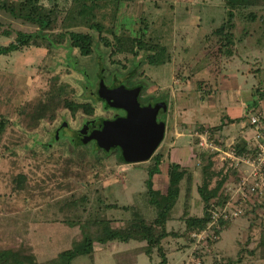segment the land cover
Returning a JSON list of instances; mask_svg holds the SVG:
<instances>
[{"label": "rangeland", "instance_id": "rangeland-1", "mask_svg": "<svg viewBox=\"0 0 264 264\" xmlns=\"http://www.w3.org/2000/svg\"><path fill=\"white\" fill-rule=\"evenodd\" d=\"M234 13L236 48L222 62L223 75L237 76L239 87L213 89L209 94L196 89L199 80L213 84L206 64L198 60L204 54V35L227 18L223 0H124L119 18L123 27L135 32L142 15L148 20V37L160 41L168 51L166 54L172 56L171 62L159 65L148 63L142 55L134 58L117 54L112 60L109 49L98 42L95 53L87 57L76 49L70 50L67 41L57 47L32 46L0 55V113L12 121L0 136V247L32 249L38 264H48L59 252L72 247L73 240L82 239L80 225L88 219L108 217L117 227L131 217L130 212L107 205H137L147 219H153L155 211L144 195L150 161L124 162L116 150L107 156L95 142L78 145L73 138L80 121L113 116L112 110L99 102L98 95L91 93L97 91L102 73L109 85L115 83L114 77L127 79L132 74L133 84L145 86L144 99L164 97L168 102V111L163 115L167 124L165 138L155 152L165 156L162 173L154 177V187L165 191L169 164L181 163L195 175L191 213L202 215L203 203L197 192L201 183L200 154L209 152L213 153L214 168L223 169L229 176L225 191L230 195V210L242 209V215L233 218L217 243L207 247L190 242L180 236L186 228L184 181L175 214L168 222V230L179 237L163 241L169 264H228L230 258L233 264H264L263 259L246 251L242 254L244 258L240 254L243 248L255 247L264 228V193L249 194L250 204L245 205L240 199L244 195L239 184L249 176L251 167L244 162L236 166L237 161L224 153L232 151V145L241 138L252 141L255 132L251 116L264 113V97L257 92V89L264 92V7L236 9ZM35 29L0 10L1 44H10L18 31ZM78 29L89 32L86 27ZM6 31H11V35L7 36ZM62 32L61 28L50 30L53 38ZM90 32L98 41V32ZM70 62L75 67L68 72ZM181 64L193 69L188 83L177 78ZM192 71L186 67L184 73L190 75ZM184 73L181 76L185 77ZM57 79L75 88L78 97L93 99L96 114L86 117L78 113L77 117H71L69 112L60 110L54 121L44 120L30 128L33 110ZM258 98L261 99L258 109L248 106ZM65 122L69 125L64 126ZM202 125L222 126L213 137L209 132L210 140L215 139L208 141L212 144L210 148L201 147L197 136L203 135ZM219 147L222 151L217 150ZM235 169L241 170L238 175ZM25 176V187L21 190L18 181ZM252 203H256L257 213L252 212ZM145 244L134 240L109 245L96 243L91 255L79 256L72 264H112L115 253ZM159 261L157 253L152 258L141 254L137 264Z\"/></svg>", "mask_w": 264, "mask_h": 264}, {"label": "trees", "instance_id": "trees-1", "mask_svg": "<svg viewBox=\"0 0 264 264\" xmlns=\"http://www.w3.org/2000/svg\"><path fill=\"white\" fill-rule=\"evenodd\" d=\"M223 2L226 9H228L227 18L221 26L204 35V54L200 59L198 58V61L204 63V65L206 64L205 68L213 82V84L209 85L204 80L198 81L196 89L203 91L204 94H209L213 89L229 90L239 87V78L237 76L223 75L222 62L225 57L232 55L236 48L233 33L235 28L234 11L236 9L264 7V0H223ZM122 3H124V0H0L1 11L16 20L36 27L35 30L28 32L18 31L16 38L8 45L0 43V55L11 54L14 51L32 46L57 47V44L67 41L70 50L76 49L84 57L92 56L96 51L97 44L102 43L109 49V57L112 60L117 54H125L126 56L132 55L134 58L142 55L145 61L155 65L171 62L172 56L166 54L168 51L165 46L160 41L148 37L149 26L145 17L139 15L138 29L135 32L132 31L130 33L123 27L119 20ZM79 27H86L89 32L82 29L79 30ZM54 28H61L64 32L56 34L53 38L50 30ZM90 31L98 32V41H96L95 36ZM5 33L7 36L11 35V31H6ZM67 67L70 68L68 72H71L75 65L70 62ZM180 67L177 71V78L184 83L186 81L188 83L193 76V69L188 64L185 67H182L181 64ZM186 67L191 69L192 73L190 75L184 73ZM181 72L185 74V77L184 75L181 76ZM131 76L133 75L131 74ZM104 77V73H102L101 78L103 79ZM59 80L57 79L53 83L50 91H47L45 99L41 100L33 110L29 118L30 128L38 126L44 120L54 121L60 110L69 112L72 115L71 117H77L78 113H82V116L86 117H92L96 114L97 106L93 99L78 97V92L75 88H71L68 83ZM257 92L263 99L264 92L260 91V89H257ZM260 100V98L253 99L248 106L258 109ZM99 102H102L107 109V103L100 97ZM167 111L168 108L165 109V113ZM163 119L166 122L165 117ZM230 122L233 123L235 121L230 119ZM11 123L12 121L9 117L0 113V136L5 133ZM200 129L203 132L208 130L213 137V135L222 130V126L202 125ZM75 141L78 145L86 144L81 138H77ZM221 145L223 147L224 143ZM232 147L240 156L252 153V149L245 138L237 140ZM98 148L99 151H102L107 156L116 150L120 159L127 162L122 158L121 148L114 147L110 151H106L99 146ZM202 153L200 154L202 158L200 167L201 183L197 186L198 195L203 203L202 215H193L191 213L192 206L190 202L195 187V175L181 163L172 162L169 164L165 191H158L154 187V177L162 173L161 166L165 156L162 152L154 153L151 159L148 160L150 165L147 168V190L144 193L148 204L155 211L153 219H147L141 207L137 205H107L109 208H121L126 212H130L131 217L125 220V224L117 227L113 226V219L108 217L88 219L84 224L80 225L82 239L80 241L78 239L73 240L72 247L59 252L58 256L50 259L48 264H72L79 256L91 255L96 243L109 245L115 241L133 242V240L145 242L146 244L140 248L115 253L112 264H137L141 254H146L152 258L155 253L160 257L158 264H169L170 260L163 241L169 237H179L178 233L168 230V222L173 219L175 214L176 205L183 191L182 185L184 181L186 182L184 194L186 202L183 219L186 228L180 236H185L190 239V242L203 244V246L207 247L211 243H217L221 238L222 232L230 227L233 220V218L222 216L218 221L214 222L215 212H220L231 200L230 195L226 194L227 192L225 191L229 176L224 174L223 169L217 170L214 168L213 153ZM240 171V169L234 170L236 175ZM25 179L26 176L23 177V181H18L21 190L25 187ZM248 199L244 202L245 205L250 204ZM252 205H254L252 212L257 213L256 203H252ZM233 208L237 209L238 207ZM241 215L242 213L239 216ZM203 230L213 232V234L199 241L197 237L193 236V233ZM31 250L29 248L13 249L0 247V264H38L37 258ZM245 251L252 257L264 260V228H262L260 238L255 247L252 249H241V256ZM228 264H233V259L230 258Z\"/></svg>", "mask_w": 264, "mask_h": 264}, {"label": "water", "instance_id": "water-1", "mask_svg": "<svg viewBox=\"0 0 264 264\" xmlns=\"http://www.w3.org/2000/svg\"><path fill=\"white\" fill-rule=\"evenodd\" d=\"M140 87L128 89L121 85L117 88H109L104 82L99 85V96L113 108H121L127 112V116H119L116 119L105 120L102 129H95L88 135L86 125L81 135L84 143L95 140L99 147L110 151L114 147H120L122 158L127 162L141 163L151 159L166 133V122L159 121L161 109H167L166 102L156 105L142 106L139 101ZM87 127V128H86Z\"/></svg>", "mask_w": 264, "mask_h": 264}, {"label": "built area", "instance_id": "built-area-1", "mask_svg": "<svg viewBox=\"0 0 264 264\" xmlns=\"http://www.w3.org/2000/svg\"><path fill=\"white\" fill-rule=\"evenodd\" d=\"M250 123L254 129V136L252 141H248V144L250 145L252 149L251 154H247L244 156L238 155L234 149L232 148V151L224 152L226 153V156H229L230 158H233L237 161L236 166L240 162H244L247 165H250L251 172L249 176L244 177L242 183L239 184V191L241 192L242 198L240 199L242 201H246L247 198H249V194L253 195L255 193L262 194L264 193V113H253L250 119ZM203 135L197 134V136L200 139L201 147L204 148H210L212 144H209L208 141L210 140L211 135L209 136V131L206 130L202 132ZM203 140V142H201ZM205 140V143H204ZM215 139H211L210 142H215ZM217 148V150H220ZM253 179V180H252ZM230 202L227 204V206L224 207L220 212H215L214 214V222L218 221V219L222 216H225V218H238L239 215L242 213L241 208H237L234 211H231L229 208ZM235 216V217H233ZM213 225V224H212ZM211 227V225H210ZM213 232H208L207 230L200 231L198 233H193L194 237H197L198 240L205 239L206 235L211 236Z\"/></svg>", "mask_w": 264, "mask_h": 264}, {"label": "flooded vegetation", "instance_id": "flooded-vegetation-1", "mask_svg": "<svg viewBox=\"0 0 264 264\" xmlns=\"http://www.w3.org/2000/svg\"><path fill=\"white\" fill-rule=\"evenodd\" d=\"M132 76H130L129 78H127V79H120L119 78V80H118V78L117 77H114L113 78V82H115L114 84L112 83L111 85H109L106 81H105V77L102 79V78H100V80H99V85H100V83L101 82H104L109 88H117L118 86H121V85H124V86H126L128 89H134V88H137V87H140L141 89V91H140V95H139V101H140V103H141V105L142 106H147V105H149V104H152V105H156L157 103H159V102H166V103H168L167 101H166V99L163 97H161V98H150V99H144V97H143V94H144V92H145V86L143 85V84H141V83H135V84H133L131 81H130V78H131ZM98 85V86H99ZM93 95H98V97H100L99 96V87H98V89H97V91H92L91 92ZM101 98V97H100ZM102 99V98H101ZM102 100H104V99H102ZM104 102H106L105 100H104ZM108 105V104H107ZM112 110V115L113 116H111L110 118H105V117H103V118H90V119H86V120H82V121H80V128H78V129H76V130H74V132H73V138H75V139H79V138H85L87 135H85V136H82L81 135V131H82V129L86 126V125H88V135H90L95 129H102V124H103V122L105 121V120H112V119H116V118H118L119 116H121V117H123V116H127V112L124 110V109H121V108H113V107H110L109 105L107 106V110ZM165 114V109H161L160 110V112H159V115H157L158 116V120L159 121H162V120H164L163 118H164V115ZM64 126L66 125H69L67 122H65L64 124H63ZM71 128V127H70ZM87 128V127H86ZM91 141H93V142H95V143H97L95 140H91ZM91 141H89V142H91ZM118 148H120V147H118Z\"/></svg>", "mask_w": 264, "mask_h": 264}]
</instances>
